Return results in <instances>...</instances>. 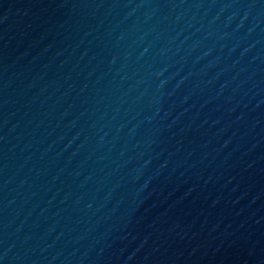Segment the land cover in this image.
<instances>
[{
  "label": "water",
  "instance_id": "1",
  "mask_svg": "<svg viewBox=\"0 0 264 264\" xmlns=\"http://www.w3.org/2000/svg\"><path fill=\"white\" fill-rule=\"evenodd\" d=\"M0 264H264V0H0Z\"/></svg>",
  "mask_w": 264,
  "mask_h": 264
}]
</instances>
